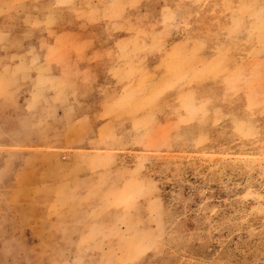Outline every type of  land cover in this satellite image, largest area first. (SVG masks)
<instances>
[{
	"label": "rangeland",
	"instance_id": "rangeland-1",
	"mask_svg": "<svg viewBox=\"0 0 264 264\" xmlns=\"http://www.w3.org/2000/svg\"><path fill=\"white\" fill-rule=\"evenodd\" d=\"M8 14L0 264H264V0Z\"/></svg>",
	"mask_w": 264,
	"mask_h": 264
},
{
	"label": "crops",
	"instance_id": "crops-1",
	"mask_svg": "<svg viewBox=\"0 0 264 264\" xmlns=\"http://www.w3.org/2000/svg\"><path fill=\"white\" fill-rule=\"evenodd\" d=\"M16 17L15 15L12 14H8V15H3L0 16V28H6L9 27L14 21H15ZM71 59L69 60V58L65 55L63 57V60H60L58 63V69H59V73L61 75H71V74H76V66L71 64ZM49 69L52 68L51 65L48 66Z\"/></svg>",
	"mask_w": 264,
	"mask_h": 264
}]
</instances>
